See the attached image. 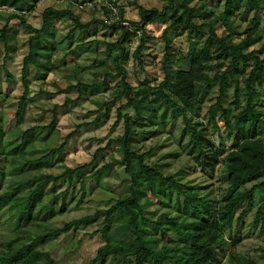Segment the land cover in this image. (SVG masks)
Returning a JSON list of instances; mask_svg holds the SVG:
<instances>
[{
	"label": "trees",
	"instance_id": "16d2710c",
	"mask_svg": "<svg viewBox=\"0 0 264 264\" xmlns=\"http://www.w3.org/2000/svg\"><path fill=\"white\" fill-rule=\"evenodd\" d=\"M95 1H82L80 5ZM211 1L198 0L194 4L195 0H168L161 10L138 5L139 21L136 22L126 19L118 4L120 20L111 23L113 17L106 6L103 10L108 21L93 19L86 24L73 11L48 8L42 15V28L36 29L21 14L31 9L27 0H0V8L16 11L0 31V42L6 44L8 52L11 21H20L30 34V52L23 67L25 92L18 103V119H22L28 100L26 73L30 64L37 66L44 56L50 58L58 46L71 49L74 35L94 25L119 33L116 41L105 43V57L99 56L94 61L95 64L111 61L115 73L103 74L102 80L96 76L89 84L84 80V67L75 64L70 67V74L77 83L70 82L66 90L60 91L77 94L76 99L67 98L65 107L90 96L110 94V101L98 99L99 108L93 122L79 125L61 147L40 158L11 156L5 147H0V224L3 220L12 223L8 235L0 231V264H56L49 252L36 247L101 220L103 226L92 234H102L106 243L99 248L95 259L84 264H107L109 258L110 264L120 259L128 260L129 264H222L221 250L229 244L232 245L230 264H243V260L256 264L237 253L240 238H232L231 232L258 202L257 218H264V107L258 102L263 98L264 89V0H226V6L239 12L246 27L239 31L238 25H232L224 35L218 32L220 19L214 0ZM66 17L73 21L74 27L57 42L54 21ZM123 21H128L133 31L123 27ZM168 22L170 25L160 37L165 42L162 81L134 84L126 66L131 55L130 45L139 39L133 56L142 66L144 50L152 40L153 25ZM178 30L189 39L203 30H208L209 36L202 51L193 59L179 53L180 65L175 66L177 51L168 34ZM92 44L95 42H82L75 48ZM259 44H262L260 49H253ZM74 52L71 49L68 55ZM184 62H189L188 68L183 66ZM215 88H218V96L208 109L209 125L200 117L205 98ZM231 90L234 99L227 104ZM117 102L120 106L112 130L124 124L125 131L121 137L111 140L108 148L116 144L121 158L96 171L94 177L100 178L108 168L122 167L131 179L130 197L106 210L67 222L61 228L51 227L46 218L57 215L54 207L68 192L59 194L55 186L64 180L71 186L84 184L83 174L96 164L104 149L96 152L91 163L67 167L60 175L46 174L42 170L53 154H63L69 141L82 128L98 126L108 117ZM162 104L173 118H182L181 140H186L182 149L193 166L202 172L220 169L221 182L225 185L223 193L216 195L209 187L192 185L183 177L168 173L169 163L152 160L156 147L144 151L145 142L156 138L166 124L165 115H159ZM60 107H54L48 126L26 130L23 141L40 130H53L59 120ZM128 109H132L134 115L125 113ZM225 138L233 139V144L228 146ZM33 170L38 171L37 174H32ZM142 179H145L144 185ZM48 194L52 196L48 198ZM152 206L158 209L153 211ZM66 208L64 204L60 213ZM29 225L39 228L35 238L29 233Z\"/></svg>",
	"mask_w": 264,
	"mask_h": 264
},
{
	"label": "rangeland",
	"instance_id": "374dc122",
	"mask_svg": "<svg viewBox=\"0 0 264 264\" xmlns=\"http://www.w3.org/2000/svg\"><path fill=\"white\" fill-rule=\"evenodd\" d=\"M27 1L30 3L31 9L25 10L21 14L26 18L27 23L36 29L42 28V15L48 8L73 11L84 24L91 22L93 19L108 21L107 16L104 14V4L101 0L94 2L96 9L89 5L83 9L78 7L82 1L89 0H78V2L75 0ZM207 1L212 3L211 0ZM197 2L198 0H195L194 4ZM167 3L168 0H118V5L124 12L125 18L133 22L139 21L138 5L146 9L161 10ZM213 5L217 6L216 11L220 19L218 32L220 35L227 33V28L232 25H238L239 31H243L246 23L241 21L238 11L226 6V0H214ZM15 12V10L10 8L0 9V31L7 24L8 18ZM169 25L170 22L162 25H153L150 33L152 40L144 50L142 66L139 65L133 56L139 44V39L136 38L130 45L131 55L126 62V66L132 75L134 84L137 85L142 82L156 84L162 81L164 75L161 64L165 54V42L160 37ZM54 26L57 30L56 39L58 42L69 33L74 27V23L67 17L59 18L54 21ZM262 30L264 32V24ZM29 36V32L25 30L21 22L13 20L10 22L8 32L9 52L6 44L0 42V147H5L11 156H24L25 159H36L47 155L53 149L61 147L66 137L74 133L79 125L93 122L97 117L96 111L99 108L98 99L111 100L110 94H101L90 96L87 100L78 104H70L65 107L63 105H65L67 98L76 99L77 94L75 92L65 94L60 91L66 90L70 82L77 83L70 74V67L75 64H80L84 67V80L89 84L93 82L96 76H99L100 80H102L103 74L107 72L115 73V66L111 61H104L98 64H95L94 61L99 56L101 58L105 57V43L116 41L119 33L103 25H94L86 31H78L74 35V43L71 48L75 51L73 54L68 55V51L71 49L64 50L58 46L50 58L44 56L37 66L30 64L26 73L29 88L28 100L22 119H18L16 116L18 103L25 92L23 67L24 59L30 52ZM208 36V30L201 31L199 34L192 36L191 39L186 35L182 36L181 30L170 32L168 37L172 39L173 46L177 51L174 55V65H180L178 62L179 53L182 56H188L190 59L198 55L204 48ZM82 42H95V44L76 49L75 47ZM261 46L262 44L256 45L253 49H260ZM183 66L188 68L189 62H184ZM116 82L117 80L114 81V83ZM262 93L263 98L258 102L264 107V89ZM217 96L218 88H215L204 100V109L200 120L209 123V125L211 123L208 109L215 102ZM233 99V91L231 90L227 104ZM56 105L61 107L58 112L59 120L54 129L40 130L23 141V133L29 128L48 126L52 122V111ZM119 106V102L113 104L109 116L105 117L98 126L82 128L69 141L64 148L63 154H53L48 166L42 170L46 174L60 175L67 167L76 168L91 163L96 152L99 149H104L96 164L83 174L86 179L84 184L79 182L71 186L68 180H64L55 186L59 194L67 190L68 192L65 198L58 199V204L54 207V212L57 215H48L46 218L47 223L51 227L61 228L67 222L93 215L97 210H106L116 202L130 197L131 179L122 167L108 168L103 171L100 178L94 177L96 171L121 158L116 144L108 148L109 142L121 137L125 131L124 124H121L116 130H112L117 120V109ZM125 113L134 115L132 109L126 110ZM159 115L160 117L165 115L166 124L163 125V130L156 138L145 142L144 151L156 147V156L152 160L160 163H169L168 173L179 175L183 177L185 182L192 185L199 184L203 188L209 187L216 195L223 193L225 185L221 182L220 169L215 172H202L193 166L186 152L183 151L182 147L186 144V140H181L182 118H173L172 113L166 110L164 104L159 107ZM155 122L158 123V119ZM225 142L228 146H231L233 139L225 138ZM175 153H178L179 156H173ZM37 172L33 170L32 174L35 175ZM142 182L144 185L145 179H142ZM141 189H143V186ZM51 196V194H48V198ZM64 204L67 208L64 213H60ZM259 206L260 203H256L254 208L247 214L245 220L235 224L231 237L240 238L237 253L245 257L244 259H251L256 264H264V218H257ZM151 209L156 211L158 208L152 206ZM177 213L178 211L175 210L174 214ZM29 226V233L35 238L38 235L39 228L33 225ZM102 226L103 222L101 220L78 231L64 234L60 238L49 241L46 244H39L36 249L49 252L57 262L56 264L87 263L96 258L99 248L106 243L102 234H92ZM11 229L12 223L9 220L1 222L0 231L3 235H8ZM231 248V244L222 248L220 255L222 264L231 263ZM127 261L126 259H120L113 264H129ZM110 263L111 258L108 259L107 264ZM243 264H247V260H243Z\"/></svg>",
	"mask_w": 264,
	"mask_h": 264
},
{
	"label": "built area",
	"instance_id": "2783aa9c",
	"mask_svg": "<svg viewBox=\"0 0 264 264\" xmlns=\"http://www.w3.org/2000/svg\"><path fill=\"white\" fill-rule=\"evenodd\" d=\"M104 4V6H106L112 15V19L111 21H109V23L111 22H118L120 20V14H119V9L116 6L118 4V0H101ZM91 6L94 7V3H86L85 5H79L78 7H80L81 9H83L85 6ZM1 9V8H0ZM121 24L123 25V27H125L126 29H129L130 31L132 30V26L128 21H123L121 22Z\"/></svg>",
	"mask_w": 264,
	"mask_h": 264
}]
</instances>
